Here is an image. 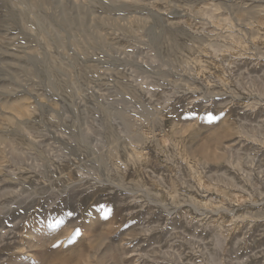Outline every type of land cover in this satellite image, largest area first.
<instances>
[{
	"label": "rangeland",
	"instance_id": "rangeland-1",
	"mask_svg": "<svg viewBox=\"0 0 264 264\" xmlns=\"http://www.w3.org/2000/svg\"><path fill=\"white\" fill-rule=\"evenodd\" d=\"M19 1L0 0V264H264V0ZM44 50L73 99L32 70Z\"/></svg>",
	"mask_w": 264,
	"mask_h": 264
},
{
	"label": "bare ground",
	"instance_id": "bare-ground-1",
	"mask_svg": "<svg viewBox=\"0 0 264 264\" xmlns=\"http://www.w3.org/2000/svg\"><path fill=\"white\" fill-rule=\"evenodd\" d=\"M21 1V0H20ZM19 1V2H20ZM24 1V0H23ZM39 1V0H38ZM73 1V0H72ZM34 2H36V1H34ZM9 3V2H8ZM37 3V2H36ZM36 3H35V5H36ZM163 4V3H162ZM34 5V4H33ZM37 6L38 7H40V3H37ZM35 8H37V7H35ZM26 9H27V7H26V4H25V8H24V15H25V13H26ZM39 9V8H38ZM206 9V8H205ZM69 11V10H68ZM29 12V11H28ZM248 13V12H247ZM28 15V14H27ZM46 16V15H45ZM156 16V15H155ZM32 17V16H31ZM23 18V17H22ZM26 18H29V17H26ZM215 18V17H214ZM146 20V19H145ZM217 20V19H216ZM231 20V19H230ZM28 21V20H27ZM85 18L84 17H78V18H75V17H71L68 13H65L64 14V17H63V19L61 20V22H60V24H62V25H64V24H67L68 25V23H74V22H76V23H78V24H84L85 23ZM30 23L32 24V26H34V28L39 32H42V34L40 33V35L41 36H43V38H42V42H43V44L41 45L42 47H43V45H45V46H54V45H57L56 43L59 41L57 38H55L54 36H52L51 34H48V33H46V35H44L43 34V31L42 30H44V25H45V22H44V20H42L41 18H35V19H33V20H31L30 21ZM231 23V22H230ZM75 24V23H74ZM199 25V24H198ZM217 25V24H216ZM91 26V25H90ZM158 26V25H157ZM264 27V26H263ZM263 27H259L260 28V30H261V28L263 29ZM155 29V28H154ZM229 29V28H228ZM61 33V32H60ZM58 35V34H57ZM39 38H40V36H39ZM40 38V39H41ZM151 38H152V40H153V42L155 43V44H158V40H159V38H157V35L156 34H153V33H151ZM91 40V39H90ZM40 41V40H39ZM60 41H62V40H60ZM71 41V40H70ZM76 41H77V39H76ZM73 42V41H72ZM214 44V43H213ZM77 45V44H76ZM109 45V44H108ZM79 46H81V45H79ZM56 47V46H55ZM120 47V46H119ZM160 47V46H159ZM163 47V46H162ZM80 48H82V47H80ZM237 48V47H236ZM241 49H242V45H241V47H240ZM22 49V48H21ZM160 49V48H159ZM161 49H163V48H161ZM213 50H211L212 51V53H214L213 51H215V52H217V53H219V54H223L224 55V53L226 54L227 52H224L223 50H220V49H218L217 47H215V48H212ZM46 50V49H45ZM45 50H44V52H45ZM236 50H238V48L236 49ZM240 50V49H239ZM71 51V50H70ZM85 51V50H84ZM162 51V50H161ZM158 52V51H157ZM228 52H230V51H228ZM238 52H240L241 53V51H238ZM211 53V52H210ZM30 54V53H29ZM70 54V53H69ZM86 54H87V52H86ZM232 54V53H231ZM231 54H229V55H224V58L228 61L230 58H232L234 55H231ZM27 55V54H26ZM40 55H44V59L43 60H40V58H39V56L38 55H35V54H31V55H28V56H26V58L31 62V64H32V66H31V68H32V70L33 71H35V73L36 72H38L39 74H41L42 75V77H41V79L43 78V80H44V84L43 85H46L47 86V88L49 89H52V90H54V92H55V90H59L60 92H61V94L67 99V100H70L73 96H74V91H73V89H72V87L66 82V81H64V80H62V78H61V70H60V68L59 67H57V66H55L54 65V60L53 59H51V57H48L47 56V53L45 52V53H43L42 52V54H40ZM235 56H237V55H235ZM239 56V55H238ZM237 56V57H238ZM24 57V56H23ZM41 57V56H40ZM236 58V57H235ZM17 61V60H16ZM28 61V62H29ZM63 61H65V60H63ZM200 61H201V59H200ZM201 63V62H200ZM63 64V63H62ZM22 65V64H21ZM187 65V64H186ZM198 67V66H197ZM22 69V68H21ZM30 71V70H29ZM198 71V70H197ZM194 75V74H193ZM74 84V83H73ZM144 87H145V85H144ZM49 89V90H50ZM124 94L126 95V96H128L129 98H133L134 99V101L136 100L137 102H138V104H140L141 106H143L142 105V102L139 100V98L137 97V95L132 91V89L130 88V87H126L125 89H124ZM148 93V92H147ZM60 94V95H61ZM261 95V94H260ZM61 98V97H60ZM65 99V100H66ZM73 99V98H72ZM63 100V99H62ZM66 100V101H67ZM65 101V102H66ZM71 103H72V100H71ZM153 104V103H152ZM139 108V107H138ZM17 109H19L20 110V108H17ZM102 112H103V110H102ZM108 112V111H107ZM144 112V111H143ZM78 113V112H77ZM103 114V113H102ZM25 115V114H24ZM109 115V114H108ZM78 116V115H77ZM74 117V116H73ZM75 117H76V115H75ZM123 119V118H122ZM72 120V119H71ZM106 120V119H105ZM58 121V120H57ZM71 122V121H70ZM71 124V123H70ZM72 124L74 125V127H78V125H77V120L75 119V120H73V122H72ZM71 124V125H72ZM119 124V123H118ZM71 125H70V127H71ZM77 125V126H76ZM121 125H119V127H120ZM69 126L68 127H66L67 129L68 128H70ZM73 127V128H74ZM90 127V126H89ZM87 128V127H86ZM75 129V128H74ZM81 129H83V128H81ZM71 130V129H70ZM87 130H88V128H87ZM108 130V129H107ZM106 130V131H107ZM80 131V130H79ZM74 132H77V131H74ZM83 132H87V131H83ZM91 132V131H90ZM116 130L112 127V126H110L109 127V134H110V136L111 137H113L114 135H116ZM79 133V132H78ZM82 133V132H81ZM28 134V133H27ZM77 135V134H76ZM82 135V134H81ZM80 135V136H81ZM75 136V135H74ZM82 138H83V136H81ZM78 138H79V136H78ZM82 138H80L81 140H82ZM84 138H86V136L84 137ZM77 139V138H76ZM84 140V139H83ZM87 139H85V141H86ZM114 140V139H113ZM77 141H78V139H77ZM88 141V140H87ZM11 142V141H10ZM82 142V141H81ZM85 143V142H84ZM87 143V142H86ZM95 143V142H94ZM100 144V143H99ZM80 145V144H79ZM78 145V146H79ZM83 145V144H82ZM81 145V146H82ZM90 145V144H89ZM88 145V146H89ZM114 145V144H113ZM132 145V144H131ZM264 145V144H263ZM84 146V145H83ZM82 146V147H83ZM115 146V145H114ZM94 147V146H93ZM128 147V146H127ZM118 148V147H117ZM88 149V148H87ZM14 150H16V149H14ZM89 150H90V147H89ZM122 150V152L126 155V156H128V157H131L132 158V156H134V154H135V148H123V149H121ZM17 151V150H16ZM10 152V151H9ZM85 152H88L87 150H85ZM116 152V154H114L115 156L117 155V153L118 154H120L119 152H120V150L119 151H115ZM21 153V152H20ZM21 155V154H20ZM120 155H122V154H120ZM143 155V154H142ZM96 156V155H95ZM115 156H113V157H115ZM140 156V155H139ZM117 157V156H116ZM118 157L120 158V156L118 155ZM142 157V156H141ZM14 158V157H13ZM97 158V157H96ZM134 158V157H133ZM110 159V158H109ZM97 163V162H96ZM105 163V162H104ZM107 163V162H106ZM64 164V163H63ZM100 164H103V162H101ZM99 164V165H100ZM198 164V163H197ZM196 164V165H197ZM230 164V163H229ZM35 165V164H34ZM38 165V164H37ZM106 166V165H105ZM99 167V166H98ZM104 168V167H103ZM195 169V168H194ZM193 171V170H192ZM12 173V172H11ZM199 174V173H198ZM203 175V174H202ZM197 176V175H196ZM197 178H198V176H197ZM63 179V178H62ZM72 179V178H71ZM199 179H202L201 177H200V175H199ZM202 181V180H201ZM80 182V181H79ZM82 182V181H81ZM203 182V181H202ZM76 183V182H75ZM73 184V183H72ZM5 187V186H4ZM12 187H13V185H12ZM11 188V187H10ZM53 188V187H52ZM2 189V188H1ZM7 189V188H6ZM12 189H14V188H12ZM11 190V189H10ZM15 191V190H14ZM4 192V191H3ZM2 192V193H3ZM14 202V201H13ZM7 204V203H6ZM195 204V203H194ZM3 205V204H2ZM5 205V204H4ZM6 206V205H5ZM13 206V205H12ZM193 206V205H192ZM8 207V206H7ZM6 209V208H5ZM5 209H3V210H5ZM8 209V208H7ZM11 209V208H10ZM2 211V210H1ZM6 214V213H5ZM19 218V217H18ZM14 220H16V219H14ZM1 222V221H0ZM2 223V222H1ZM11 223V222H10ZM237 224V223H236ZM14 228V227H13ZM1 230V229H0ZM10 231V230H9ZM8 232V231H7ZM1 233V232H0ZM2 234V233H1ZM4 234V233H3ZM2 234V236H4ZM5 234H7V233H5ZM11 235V234H10ZM9 235V236H10ZM2 236H1V238H2ZM5 236H7V235H5ZM4 236V237H5ZM4 239V238H3ZM13 240V239H12Z\"/></svg>",
	"mask_w": 264,
	"mask_h": 264
},
{
	"label": "snow or ice",
	"instance_id": "snow-or-ice-1",
	"mask_svg": "<svg viewBox=\"0 0 264 264\" xmlns=\"http://www.w3.org/2000/svg\"><path fill=\"white\" fill-rule=\"evenodd\" d=\"M69 215H71V214H69Z\"/></svg>",
	"mask_w": 264,
	"mask_h": 264
}]
</instances>
